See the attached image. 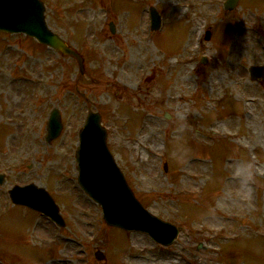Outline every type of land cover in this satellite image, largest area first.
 <instances>
[{
    "label": "rangeland",
    "instance_id": "1",
    "mask_svg": "<svg viewBox=\"0 0 264 264\" xmlns=\"http://www.w3.org/2000/svg\"><path fill=\"white\" fill-rule=\"evenodd\" d=\"M43 1L85 70L0 31V239L10 258L21 260L19 250L31 264H264V79L249 72L264 64V0L231 10L226 0ZM54 107L64 124L48 140ZM89 110L102 114L144 206L179 226L172 243L108 225L80 187L76 150ZM242 163L252 173L246 187L234 175ZM32 182L52 193L65 226L9 203L14 183Z\"/></svg>",
    "mask_w": 264,
    "mask_h": 264
},
{
    "label": "water",
    "instance_id": "2",
    "mask_svg": "<svg viewBox=\"0 0 264 264\" xmlns=\"http://www.w3.org/2000/svg\"><path fill=\"white\" fill-rule=\"evenodd\" d=\"M237 3L238 0H227L225 7L232 9ZM45 11L46 6L41 0H0V29L9 32L23 31L34 36L65 55L75 56L83 67L82 55L48 26ZM151 17L152 28L157 29L160 14L153 7ZM112 29L114 31V28ZM250 72L253 79L264 78V65H253ZM48 129V140L59 135L62 121L58 109L51 112ZM106 139L107 132L101 125V114L91 111L85 127L81 130L80 146L77 151L81 186L103 206L108 224L126 229L145 230L158 241L172 242L178 235V228L152 215L142 206L116 164ZM31 190H35L34 195L31 194ZM12 194L15 201L39 209L57 220L59 224H64L59 207L43 188L30 185L18 188ZM98 257L102 258L103 255Z\"/></svg>",
    "mask_w": 264,
    "mask_h": 264
},
{
    "label": "clouds",
    "instance_id": "3",
    "mask_svg": "<svg viewBox=\"0 0 264 264\" xmlns=\"http://www.w3.org/2000/svg\"><path fill=\"white\" fill-rule=\"evenodd\" d=\"M234 175L240 178L242 187H246L252 178L250 165L244 163L237 165Z\"/></svg>",
    "mask_w": 264,
    "mask_h": 264
},
{
    "label": "flooded vegetation",
    "instance_id": "4",
    "mask_svg": "<svg viewBox=\"0 0 264 264\" xmlns=\"http://www.w3.org/2000/svg\"><path fill=\"white\" fill-rule=\"evenodd\" d=\"M1 258H2V251H1V249H0V259H1ZM24 263H26V264H30L29 261L26 260V259H25V261H24L22 264H24ZM9 264H13V263H9Z\"/></svg>",
    "mask_w": 264,
    "mask_h": 264
}]
</instances>
